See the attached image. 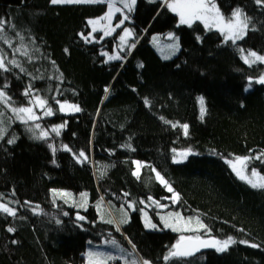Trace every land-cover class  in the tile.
I'll use <instances>...</instances> for the list:
<instances>
[{"label": "trees", "instance_id": "trees-1", "mask_svg": "<svg viewBox=\"0 0 264 264\" xmlns=\"http://www.w3.org/2000/svg\"><path fill=\"white\" fill-rule=\"evenodd\" d=\"M215 3L225 16L239 7L250 17L247 34L235 44L201 22L180 24L162 0H138L132 22L110 37L93 38L88 21L104 16L106 3L0 0V57L9 69L0 70V90L16 107H29L39 96L54 113L41 127L63 125L58 135L37 139L40 130L29 132L0 103V118L10 120L0 139V204L16 211H0V264H85L88 247L104 239L130 250L126 264H264V189L253 188L226 163L264 151V84L256 82L264 63L242 59L249 51L264 55V5ZM125 27L134 32L135 47L107 61L103 53H115ZM169 34L181 48L165 60L152 39ZM29 86L31 94L23 95ZM198 97L205 100L203 119ZM56 101L80 111L64 114ZM188 150L187 160L179 161L185 157L176 154ZM252 168L264 175V162L251 160L249 173ZM63 192L86 193L89 206L71 205ZM98 203L119 208L127 222H101ZM77 213L85 219L77 220ZM163 213L199 217L210 233L188 234L236 243L224 252L165 260L182 234L162 227ZM144 214L157 228H145Z\"/></svg>", "mask_w": 264, "mask_h": 264}, {"label": "snow or ice", "instance_id": "snow-or-ice-1", "mask_svg": "<svg viewBox=\"0 0 264 264\" xmlns=\"http://www.w3.org/2000/svg\"><path fill=\"white\" fill-rule=\"evenodd\" d=\"M52 4H80V3H91V2H103V0H50ZM257 4L264 5V0H255ZM136 4V0H124V8H126L129 12L133 10V6ZM163 6L175 13L179 17V23L180 24H186L189 27L192 26V23L195 21H199L204 25V28L207 30H217L220 32V34L223 37L224 42L231 41L233 44L237 40H241L244 38V36L247 34V28L248 24L250 22V17L244 14L243 10L239 7L234 9L229 16H225L223 13H221L220 9L218 8L217 4L215 3V0H163ZM115 6L111 3L108 4L109 11L106 13L105 16L101 17L100 20H111L113 15V9ZM115 11L120 12L122 9L115 8ZM128 19L127 15L123 16V19L119 20V22L115 25V27H120L125 20ZM99 20H89L88 23L93 25L92 31L95 32L96 28L95 25L98 24ZM5 21L0 20V32L3 30V25ZM114 31V28H106L104 30V35H109L111 32ZM82 38L88 42V36H84L83 34ZM133 36V32L128 29H123V35L119 37L120 41L122 43L127 42V38ZM171 37V34H169ZM0 39H5L3 35H0ZM156 39L155 37L153 38ZM199 39V37H198ZM135 47V44H131L129 46ZM173 50H178V44L170 45ZM19 51V49H17ZM241 53H243V49H240ZM121 57L119 55L116 56H109L108 59H120ZM168 58V57H165ZM251 58V59H250ZM242 59L246 64L251 65L252 63L260 62L264 63V55H258L255 51H249L248 55L242 56ZM9 63L14 64L16 67H20L19 64L16 63V61H9ZM0 70L3 71H9L8 67L6 66L4 59L0 57ZM21 71L23 69L21 68ZM257 83L264 84V76H261L257 81ZM251 86V80L249 81V87ZM247 91V89H245ZM107 91V89L105 90ZM31 94V87L23 93L25 96H29ZM10 97L6 95V93L2 90H0V103L7 104ZM35 103L37 106L44 108L47 105V101L41 99L39 96L35 97ZM199 104H200V113H201V119H203L204 114L206 112L205 108V100L203 97H198ZM57 104H59V110L64 111L66 108H70L74 111H80V108L77 105L68 104L67 102L61 103L60 101H56ZM145 103L147 104L148 101L146 100ZM13 113L16 114V118L20 120L23 123H27L28 121H35L40 119L39 116L35 114L32 107H18V108H12ZM53 109L51 107H46V110L44 112V115L51 116L53 115ZM165 123H169L168 121H165ZM176 125H173L175 127ZM63 127V125L59 126ZM59 127L52 128V131L55 132L57 135L59 134ZM184 129V134H188V125L184 124L182 125ZM35 129H40L39 124H35ZM30 131H33V129H29ZM6 129L0 128V139L3 138L4 132ZM47 132L41 130L40 134L36 136L37 139L46 138ZM15 142V138L9 139L7 143L12 144ZM51 147V146H50ZM66 150L67 146H65ZM175 151V150H173ZM191 154V151L188 150L186 152H182L179 155L182 157H186L187 155ZM79 157H82L84 159H87L85 157V153L81 151L79 153ZM260 160L261 162H264V151H261L259 155L256 156H245L240 157L236 156L233 160H226V163L232 167L233 171L236 173V175L242 179L246 180L248 184H250L253 188H262L264 189V175H261L257 172L255 168L251 169V175L246 176L245 170L247 169L248 163L251 160ZM174 162H179L175 161ZM139 162H137V171L133 173V175H136L138 177L139 175ZM239 166V167H238ZM153 171H155L153 169ZM156 177L162 184H164L168 191L173 192V189L170 185H168L167 181L164 180V178L160 175L159 172L156 173ZM63 195H70V193H64ZM127 195V193H125ZM86 193L81 194L82 200L86 203ZM178 194L173 193V202L178 200ZM151 199V197H149ZM143 203V201H141ZM153 203H156L158 207H162V205H159L158 202L153 201ZM80 207H83L84 204H80ZM128 207H133L132 204H129ZM0 211L7 213L10 216H15L16 211L10 207H8L5 204H0ZM64 215H68V213H64ZM146 215V214H145ZM170 217H174L173 222H169V220L165 217H161V221L164 224V227L171 228L174 232H199L201 229L205 231V234L207 235L210 233V229L205 225L199 217H183L180 213H169ZM77 220H84L85 217L81 216L77 213L76 215ZM193 221H195V224L197 227H192ZM107 223H112L113 221L108 220ZM122 223L127 222L126 220L121 221ZM57 223H60L59 220H57ZM146 227L156 228L157 226L155 224H152L150 221H146L145 224ZM9 232H13L14 229L9 227L7 229ZM117 231H119V228H117ZM13 243H16V241H13ZM91 243V242H89ZM111 243L114 246H118L117 242L115 240H112ZM236 243V241L232 237H228L225 240H219L216 238H209L204 239L200 235H191V236H185L181 235L179 239L176 241L174 245L171 246L168 255L164 257L165 260H169L170 258L176 257V258H182V257H188L193 255L195 252H198L201 248H215L217 252H224L228 249V247ZM240 243H248L247 241H240ZM251 247H258L256 244L250 245ZM133 247H135L133 245ZM123 251V249H121ZM88 262L89 264H107L108 259H116V257H113L112 255L105 256L104 253L101 252H88ZM135 264V262H133ZM143 264H150L149 261H143Z\"/></svg>", "mask_w": 264, "mask_h": 264}, {"label": "rangeland", "instance_id": "rangeland-1", "mask_svg": "<svg viewBox=\"0 0 264 264\" xmlns=\"http://www.w3.org/2000/svg\"><path fill=\"white\" fill-rule=\"evenodd\" d=\"M137 1L138 0H136V4L133 6V10L131 12H129L126 8H124V0H103V3H106L107 5L109 3H111V4H113L115 6V8L122 9V11L117 12V11H115V8H114L111 20H100L101 17L96 18V19H89V20H99L100 21L98 24L95 25V28H96L95 32L92 31L93 25L89 24V26L91 28L90 30L92 31V38H93L95 33H101L103 37H108V36L110 37L117 31V28L120 29V27H124L123 25H125L127 22H132L133 19L130 16H131L132 12L134 11L135 6L137 5ZM91 3H97V2H91ZM73 4H75V3H73ZM80 4H83V3H80ZM85 4H87V3H85ZM108 11H109V9L107 10V12ZM124 15H127L128 19L125 20L124 23L120 27H115V25L119 22V20L123 19ZM195 22H199V21H195ZM195 22H193V23H195ZM106 28H114V31H112L111 34H109V35H104V30ZM125 28H128V29H130L132 31V29L129 28V27H125ZM213 30H215V29H213ZM122 35H123V32H122ZM154 37L156 39L155 40L152 39L153 48H155V50L157 51V53L160 55V57L162 59L169 60V59H171L172 57H174L175 55H177L179 53L181 47H179L180 46L179 39L176 36H174V35L173 36L171 35V37L169 35H167L165 37L153 36V38ZM135 38H136V36H135V34L133 32V36L128 37L126 43H122L120 41V39H119L118 47H117V49H115L116 51H115L114 54H108V53H105V52L103 53L106 56L107 61L118 60V59L109 60L108 57L109 56H116V55H119L121 57L122 56V54H121L122 51L123 52L124 51H128L129 49L133 48V47L130 48L129 46L131 44H133V40H135ZM174 44H178V50H173L171 47H169L170 45H174ZM165 57H168V58H165ZM6 106H7L8 110H9V112L14 114L13 116H15V118H16V114L13 113L12 108H18V107L14 106L11 103L10 100H8V103L6 104ZM29 107L33 108V111L35 112V114L37 116L40 117V119L35 120V121H31L30 120L27 123H23L20 120H18L17 118H16V120L18 122H20V123L25 124L26 128L28 129L29 132H33L34 133L36 130H38V131L39 130L40 131L43 130V131L47 132V137H51L53 133L56 134L52 130H47V129H44V128L41 127L42 125H41L40 121L42 119H44V118H47V116L44 115V112L46 110V106L44 108H42V107L37 106L36 103L34 102ZM61 112L64 113V114L77 113V111H74V110H72L70 108H66L64 111H61ZM9 122H10L9 118L7 119V123H6V120L3 117H1L0 118V128L3 127V128L6 129L7 125L9 126ZM35 124H39L40 125V129H35ZM29 129H33V131H30ZM60 130H61V128L59 127V133H60ZM40 131H39L38 135L40 134ZM179 154L180 153L176 154L177 159H183L184 157L180 156ZM188 157L189 156L187 155L184 160H179V161L184 162V161L187 160ZM248 167H249V163H248L247 169L245 170V175L250 177L251 172L249 173ZM139 170H140V166H139ZM158 181L160 182V180H158ZM243 181H246V180H243ZM161 185H164V184L161 183ZM58 193H62V191L61 192L60 191H54V195H56ZM63 193H69V192H63ZM69 197H70V199L67 202L70 203L71 205H74V206L77 205L80 209H87V207L89 206V199H88L89 197H88V195L86 197V203L82 200L81 196H77L75 194L70 193ZM82 203L84 204V206L80 207L79 205L82 204ZM96 210H97L98 215H99L98 219H100L101 222H106L108 220H111L110 217H112L113 222H115L116 225H120V224L123 225L124 223H122L121 221L126 220L125 212L120 213L119 208L117 210V208L115 206H111V208H109L107 206L104 207V205L101 204V203H98L97 206H96ZM162 216L167 218L170 223L173 222L174 217H170L169 213L161 214L160 218ZM142 217H143L144 225L146 224V221H150L151 222V218H149V217L147 218V215L144 214V216H142ZM151 223L154 224L153 222H151ZM161 224H162V227H164V224H163L162 221H161ZM192 227H194V228L197 227L195 222H193ZM145 228H147L148 230H154L155 229V228L146 227V226H145ZM164 228L168 229V230H171V228H166V227H164ZM176 233H179V234H182V235H185V236H191V234H188V233H192V232L185 231V232H176ZM193 235H195V234H193ZM112 240L113 239H104L100 244L99 243L98 244H91L88 247L87 251H85L86 253L84 254L85 255V264H89L87 253L90 252V251H92V252H101V253H104L105 256L110 254L113 257H116V259H108L107 260V264H115L116 262H120V261L123 262L124 264H126L127 259H131L132 258L130 250H128V248L126 246H124L123 244H121L117 240H115V241L117 242L118 246H114L111 243ZM121 249H123V251H121Z\"/></svg>", "mask_w": 264, "mask_h": 264}, {"label": "water", "instance_id": "water-1", "mask_svg": "<svg viewBox=\"0 0 264 264\" xmlns=\"http://www.w3.org/2000/svg\"><path fill=\"white\" fill-rule=\"evenodd\" d=\"M209 249H214V248H212V247H209V248H201L198 252H195L193 255L199 254V253H201V252H203L205 250H209ZM193 255H191V256H193Z\"/></svg>", "mask_w": 264, "mask_h": 264}, {"label": "built area", "instance_id": "built-area-1", "mask_svg": "<svg viewBox=\"0 0 264 264\" xmlns=\"http://www.w3.org/2000/svg\"><path fill=\"white\" fill-rule=\"evenodd\" d=\"M141 264H143V263H141Z\"/></svg>", "mask_w": 264, "mask_h": 264}]
</instances>
